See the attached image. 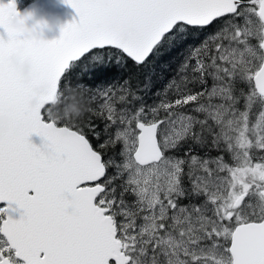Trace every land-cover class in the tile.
<instances>
[{
	"label": "snow or ice",
	"instance_id": "snow-or-ice-1",
	"mask_svg": "<svg viewBox=\"0 0 264 264\" xmlns=\"http://www.w3.org/2000/svg\"><path fill=\"white\" fill-rule=\"evenodd\" d=\"M63 2L0 0V264H264V0ZM180 48L151 105L82 82Z\"/></svg>",
	"mask_w": 264,
	"mask_h": 264
},
{
	"label": "trees",
	"instance_id": "trees-1",
	"mask_svg": "<svg viewBox=\"0 0 264 264\" xmlns=\"http://www.w3.org/2000/svg\"><path fill=\"white\" fill-rule=\"evenodd\" d=\"M28 1L26 0V2ZM204 38H206L204 35L195 33L190 41V46L198 45ZM186 55V48L164 51L146 69L134 70L132 67H126L123 69L117 68L114 72L101 75L98 80H92L89 78L88 80L82 82L88 87L104 88L108 85L123 84L125 80H128L132 89L137 91V95H142L147 104L151 105L158 101L159 97L157 96V93L162 94L168 83L171 80L177 78L180 71V66L183 63ZM72 83L75 84L76 81L74 80ZM145 83L148 84L146 93L144 89ZM95 106V104L92 105V107ZM117 106L120 107V105ZM79 110L80 105L77 104L76 110L70 112L69 114L72 115ZM86 117L87 114L85 118ZM103 123L104 122L101 120H94V125L96 126L97 130L103 128ZM89 139L95 146L97 143L95 136L90 134ZM119 148L120 146L118 145L115 151H118ZM184 151H186V149ZM184 151L177 152L178 156L184 155ZM210 154L214 156L216 155V151L213 150Z\"/></svg>",
	"mask_w": 264,
	"mask_h": 264
},
{
	"label": "water",
	"instance_id": "water-1",
	"mask_svg": "<svg viewBox=\"0 0 264 264\" xmlns=\"http://www.w3.org/2000/svg\"><path fill=\"white\" fill-rule=\"evenodd\" d=\"M18 3V2H17ZM18 11L22 14L26 12H33L37 20H46L49 22H55V26L49 30H44V38L48 40L58 39L61 35V29L66 24L73 20H78V14L74 8L69 4L63 2V0H31L23 4L18 5ZM34 23L33 20L29 21L31 26ZM22 71L25 75L29 74L31 69L29 65H23ZM32 143L40 146L43 144V139L38 135H33L31 138Z\"/></svg>",
	"mask_w": 264,
	"mask_h": 264
},
{
	"label": "clouds",
	"instance_id": "clouds-1",
	"mask_svg": "<svg viewBox=\"0 0 264 264\" xmlns=\"http://www.w3.org/2000/svg\"><path fill=\"white\" fill-rule=\"evenodd\" d=\"M47 26H48V29L51 30L55 26V22H49V21H47ZM80 115H82V112L79 110L76 113L72 114L71 116H73V117H79Z\"/></svg>",
	"mask_w": 264,
	"mask_h": 264
},
{
	"label": "rangeland",
	"instance_id": "rangeland-1",
	"mask_svg": "<svg viewBox=\"0 0 264 264\" xmlns=\"http://www.w3.org/2000/svg\"><path fill=\"white\" fill-rule=\"evenodd\" d=\"M28 1V0H27ZM31 1V0H30ZM17 2H18V5H23V4H25L26 3V0H17ZM98 88H101V87H98ZM119 151V150H118ZM117 151V152H118ZM172 155H177L178 156V154H177V152H173V153H171ZM221 154H223V153H221ZM226 159H229V162H231L230 161V158L228 157V156H226L225 157Z\"/></svg>",
	"mask_w": 264,
	"mask_h": 264
},
{
	"label": "flooded vegetation",
	"instance_id": "flooded-vegetation-1",
	"mask_svg": "<svg viewBox=\"0 0 264 264\" xmlns=\"http://www.w3.org/2000/svg\"><path fill=\"white\" fill-rule=\"evenodd\" d=\"M19 6H21V5H19Z\"/></svg>",
	"mask_w": 264,
	"mask_h": 264
}]
</instances>
